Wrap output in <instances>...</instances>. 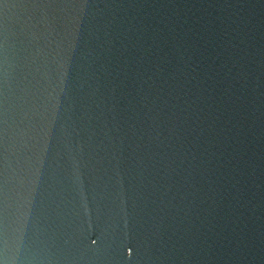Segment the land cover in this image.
Wrapping results in <instances>:
<instances>
[{"label":"water","instance_id":"water-1","mask_svg":"<svg viewBox=\"0 0 264 264\" xmlns=\"http://www.w3.org/2000/svg\"><path fill=\"white\" fill-rule=\"evenodd\" d=\"M0 264H264V0H0Z\"/></svg>","mask_w":264,"mask_h":264}]
</instances>
